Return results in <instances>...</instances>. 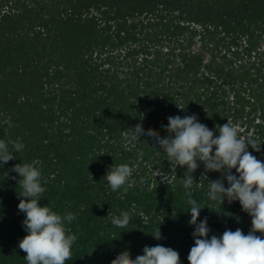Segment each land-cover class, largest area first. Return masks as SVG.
I'll use <instances>...</instances> for the list:
<instances>
[{
	"label": "trees",
	"instance_id": "obj_1",
	"mask_svg": "<svg viewBox=\"0 0 264 264\" xmlns=\"http://www.w3.org/2000/svg\"><path fill=\"white\" fill-rule=\"evenodd\" d=\"M192 114L215 136L218 125L241 121L264 141V0H0V140L24 145L0 168V264H27L19 176L10 171L20 163L42 173L41 206L75 214L67 227L78 239L65 264H111L157 244L189 264L186 166L153 180L144 161L166 154L150 137L128 145L122 137L137 122L165 136L169 116ZM261 148L248 151L264 162ZM121 164L132 175L114 192L105 175ZM202 173L201 163L192 192L209 238L246 235L251 217L238 200L207 197L221 173ZM121 212L131 217L123 229L111 223ZM158 227L160 240L151 235Z\"/></svg>",
	"mask_w": 264,
	"mask_h": 264
},
{
	"label": "clouds",
	"instance_id": "obj_2",
	"mask_svg": "<svg viewBox=\"0 0 264 264\" xmlns=\"http://www.w3.org/2000/svg\"><path fill=\"white\" fill-rule=\"evenodd\" d=\"M167 119V124L162 125L167 135L161 136L158 131L151 128L145 130L141 124H137L130 128V135L125 133V140L150 137L152 148L156 150V145H159L162 150L159 152L165 153L169 161H175L176 166H186L183 188L190 205L188 211L191 218L188 223L194 227V245L187 257L189 264H264V235H256L257 232L264 234V162L248 151L251 147L253 151L261 152L264 141L250 134L240 135L241 130L229 121L216 127L219 135L215 136L213 130L199 122L196 114L169 116ZM8 143L12 144L15 152L9 151ZM23 147L19 141L6 143L0 140V168L15 159L13 154ZM201 163L204 166L201 177L207 179V172L221 173V178L208 181V199L218 201L221 206L225 199L229 204L238 200L242 211L250 215L252 227L246 235L237 228L235 231L225 230L222 236L212 235L209 238L211 229L208 218L204 217L198 222L204 207L193 198L192 188L197 183L193 173ZM110 169L105 179L115 192L128 182L132 168L121 164ZM233 169L238 175L233 174ZM10 171L19 176L17 185L21 193L18 197L21 199L18 210L25 214L22 227L27 235L19 241L18 247L26 253L24 259L27 264H65L71 259L72 247L78 239L67 227L75 220V214L62 216L47 204L41 206L39 201L46 189L41 185L42 173L35 163L16 164ZM8 176L9 172L6 171L2 179ZM123 191L127 193V188ZM130 220L129 213L121 212L119 216L112 217L111 223L123 229ZM151 235L157 240L162 238L159 227ZM111 264H181V260L176 250L157 244L145 246L143 255H137L134 259L128 250H124Z\"/></svg>",
	"mask_w": 264,
	"mask_h": 264
},
{
	"label": "rangeland",
	"instance_id": "obj_3",
	"mask_svg": "<svg viewBox=\"0 0 264 264\" xmlns=\"http://www.w3.org/2000/svg\"><path fill=\"white\" fill-rule=\"evenodd\" d=\"M200 46V43H199V41H197V43L196 44H194L193 45V48H198ZM257 120H260L259 118H257ZM240 122L241 121H239L238 123H236L234 126H237L241 131H240V135H245V136H247V135H251V134H253L252 132V130H253V128H251L250 129V131H248V132H246L245 131V125L243 126V125H241L240 124ZM137 124H141L142 125V123L141 122H137ZM123 141H124V144L125 145H128L129 143H132L131 141H129V140H125V133H123ZM158 154H160L159 152H158ZM161 155V154H160ZM103 157L101 156V159H102ZM141 160V158H139L138 159V161H140ZM144 164L146 165L147 164V166H146V169H147V174L149 175V177H151V179H158L159 181H164V180H166V179H168V177H169V175H170V173H169V170L170 169H172V175H171V177H173V176H175L176 174H177V171H176V167L178 166H176V164H175V161H169L168 160V157L166 156V155H162L161 156V158H160V160H158V161H152V162H147V161H144ZM137 166H138V163H135V166L133 167V169H136L137 168ZM156 175H158V176H156ZM156 176V177H155ZM201 176V175H200ZM209 177V176H208ZM152 185V184H151ZM256 235H258V236H260V234H256Z\"/></svg>",
	"mask_w": 264,
	"mask_h": 264
}]
</instances>
